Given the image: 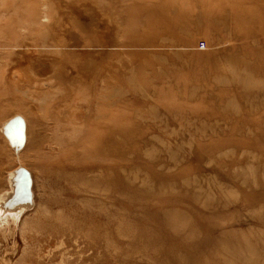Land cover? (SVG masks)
<instances>
[{"label": "rangeland", "instance_id": "1", "mask_svg": "<svg viewBox=\"0 0 264 264\" xmlns=\"http://www.w3.org/2000/svg\"><path fill=\"white\" fill-rule=\"evenodd\" d=\"M0 195V264H264V0H0Z\"/></svg>", "mask_w": 264, "mask_h": 264}, {"label": "bare ground", "instance_id": "2", "mask_svg": "<svg viewBox=\"0 0 264 264\" xmlns=\"http://www.w3.org/2000/svg\"><path fill=\"white\" fill-rule=\"evenodd\" d=\"M14 69H15V68H13V70H14ZM16 69H17V68H16ZM16 69H15V71L17 72ZM11 71H12V69H11ZM11 73H12V72H11ZM21 73H22V72H20V75H21ZM15 75H16V74H15ZM15 75L13 76V74H11V76H13L14 78H17V77H15ZM20 75H18V76H20ZM22 75H23V74H22ZM22 75H21V76H22ZM11 78H12V77H11ZM14 78H13V79H14ZM38 78H39V77H38ZM19 79H20V78H19ZM19 79H18V80H19ZM20 80H21V79H20ZM30 80H31V79H30ZM16 81H17V79H16ZM42 81H43V80H42ZM42 81H41V82H42ZM44 81H45V80H44ZM50 81H53V80H50ZM50 81H49V82H45V84H46V83H50ZM39 82H40V81H39ZM41 82H40V83H41ZM32 83H34V82H32ZM25 84H26V83H24V85H25ZM28 84H29V83H28ZM28 84H27V85H28ZM17 85H18V83H17ZM34 85H35V84H34ZM38 85H39V84H38ZM38 85H37V86H38ZM41 85H42V83H41ZM47 85H50V84H47ZM51 85H52V84H51ZM19 86H20V85H19ZM29 86H30V85H29ZM35 86H36V85H35ZM37 86H36V87H37ZM30 87H32V85H31ZM19 88H20V87H18V89H19ZM32 88H34V87H32ZM40 89H41V88H40ZM40 89L38 88V89H36V90L39 91ZM45 89H47V88H45ZM3 90H4V89H3ZM19 90H20V89H19ZM24 90H25V92H24V91H21L22 94L26 93V90H27V89H24ZM36 90H35V91H36ZM41 90H42V89H41ZM41 90H40V92H42ZM23 92H24V93H23ZM32 92H33V91H32ZM40 92H39V93H40ZM43 92H45V90H44ZM43 92H42V93H43ZM52 92H53V91H52ZM62 92H64V91H62ZM49 93H50V91H49V92H46L47 95H49ZM43 94H44V93H43ZM43 94H42V95H43ZM25 95H26V94H25ZM51 95H52V93L50 94V96H51ZM55 95H56V94H55ZM55 95H54V96H55ZM27 96H28V95H26V97H27ZM41 97H42V100H43V96H40V98H41ZM44 98H45V97H44ZM50 98H51V97H50ZM52 99H53V98H52ZM33 100H35V99H33ZM42 100H39V101L41 102ZM44 100H45V99H44ZM37 101H38V100H37ZM39 101H38V103H40ZM43 102H44V101H43ZM41 104H42V103H41ZM14 114H15V113H14ZM16 114H19V113H16ZM10 117H11V116H10ZM20 117H21V116H20ZM11 118H12V117H11ZM14 118H15V117H14ZM21 118H22V117H21ZM7 119H8V118H7ZM17 119H18V118H17ZM14 120H15V119H14ZM11 122H12V121H10V123H11ZM17 122L20 123L21 131H22V129H24L23 127H24V124H25L24 121H23V118L20 119L19 121H16V123H17ZM5 123H7L6 120H5ZM3 124H4V123H3ZM13 124H14V123H13ZM25 126H26V125H25ZM11 130L13 131L12 128H11ZM18 130H19V129H18ZM15 131H16V130H15ZM19 131H20V130H19ZM19 131H18V132H19ZM22 132H24V131H22ZM20 134H22V133H20ZM26 134H27V131H26ZM16 135H17V134H16ZM22 135H23V134H22ZM27 135H28V134H27ZM9 144H10V143H9ZM23 171H24V170H23ZM27 171H28V170H27ZM27 171H26V172H27ZM21 172H22V171H21ZM26 172H25V173H26ZM20 174H21V173H20ZM22 174H23V173H22ZM26 175H28V173L25 174V176H26ZM23 176H24V175H23ZM23 176H22V177H23ZM25 176H24V178H25ZM20 177H21V175H20ZM20 179H21V178H20ZM27 179H28V178H27ZM29 179H30V178H29ZM25 181H26V180H25ZM25 181H24V182H25ZM29 182H30V180H29ZM20 183H21V182H20ZM23 184H26V182L23 183ZM23 184H22V185H23ZM18 185H19V183H18ZM22 185L17 186V191H16V193H15V197L13 198L12 201H16V200L19 199L21 196H26V192H25L26 190L24 191V189H23V190L20 189V187H22ZM23 186H24V185H23ZM28 187H29V186H28ZM28 187H26V188H28ZM24 188H25V186H24ZM20 190H22V192H21ZM28 194H29V193H28ZM28 194H27V195H28ZM0 196H1V195H0ZM12 201H11V202H12ZM5 210H6V209H5L4 207L0 206V215L4 214L6 217H8L6 221H8V220L10 221V220L15 216V214H12V211H10V210H9L10 212H8L7 210L5 211ZM9 261H10V259L8 258V262H9Z\"/></svg>", "mask_w": 264, "mask_h": 264}, {"label": "water", "instance_id": "3", "mask_svg": "<svg viewBox=\"0 0 264 264\" xmlns=\"http://www.w3.org/2000/svg\"><path fill=\"white\" fill-rule=\"evenodd\" d=\"M14 126H15V125H14ZM14 126L12 127V125H11V126H10V128H12V129H13V128H14ZM10 131H12V130H10ZM18 131H19V130H17V131H16V133H20V132H18Z\"/></svg>", "mask_w": 264, "mask_h": 264}]
</instances>
